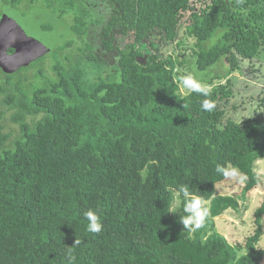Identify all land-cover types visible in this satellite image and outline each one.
I'll use <instances>...</instances> for the list:
<instances>
[{"label": "trees", "instance_id": "16d2710c", "mask_svg": "<svg viewBox=\"0 0 264 264\" xmlns=\"http://www.w3.org/2000/svg\"><path fill=\"white\" fill-rule=\"evenodd\" d=\"M67 1L71 30L86 44L91 15L83 0ZM105 1L101 37L107 52H118V81L89 88L81 70L59 63L54 78L39 69L31 84L21 78L28 66L0 77V264H258L264 203L246 254L208 233L214 218L238 208L233 197L216 195L227 180L217 165L239 170L243 195L260 183L254 164L264 161V116L237 122L224 107L231 75L264 47V0ZM183 26L192 44L179 39ZM118 29L129 40L123 49ZM157 36L179 54L160 57ZM222 62L226 73L213 75ZM185 70L210 86L227 81L207 97L182 94ZM205 99L215 103L210 112ZM258 104L264 112V90ZM180 185L208 204L209 220L195 232L180 221L187 215ZM89 210L100 217L99 233L87 231Z\"/></svg>", "mask_w": 264, "mask_h": 264}, {"label": "rangeland", "instance_id": "374dc122", "mask_svg": "<svg viewBox=\"0 0 264 264\" xmlns=\"http://www.w3.org/2000/svg\"><path fill=\"white\" fill-rule=\"evenodd\" d=\"M20 7L12 10L15 16L21 17L22 15L28 16L35 28V34L32 32L34 40L39 42V50L43 56L38 60L32 62L28 66V71L22 70L21 78L24 79L26 84H31L35 80H39V69L42 76L54 78L55 73L52 66L61 64L67 70L79 69L84 73V78L87 81V86L92 88L94 84L100 80L108 82H116L119 79V72L117 70L118 52L116 49L107 52L103 47V40L101 38V27L107 25L110 9L108 3L103 0L92 1L89 4L91 13L97 19H87L88 30L84 37L88 43L85 44L84 39L77 38V34L71 30L74 19V11H64L63 6L53 5L47 8L44 0H35L34 6L31 8L30 0H19ZM94 2V3H93ZM67 4V3H66ZM1 7V5H0ZM86 7V6H84ZM31 9L33 10L31 12ZM60 15L62 17H60ZM115 45L123 49L129 40L120 35V30H114ZM187 44H192V40L185 34L184 26L179 33V39ZM155 44H158V52L160 57H167L169 55L176 56L179 54V49L176 44H167L162 41L158 36L154 37ZM71 42L69 48L65 46ZM216 43L215 40L209 41L207 47H211ZM149 48V46H147ZM153 53L154 50L150 49ZM186 57L190 55L189 51H184ZM70 58V62H66V57ZM39 60H42L39 62ZM67 66H65V65ZM216 67V66H215ZM214 67V68H215ZM27 69V67H22ZM213 68V69H214ZM21 69V68H20ZM19 69V70H20ZM227 66L224 62L219 64L214 70L213 75H224ZM24 71V72H23ZM183 72V70H179ZM0 70V77L3 74ZM67 72V71H65ZM17 72L13 73L16 74ZM12 75V74H5ZM184 75H190L189 71L185 70ZM192 75V74H191ZM232 82L233 97L225 105L226 119L241 122L256 115L264 116V112L259 108V98L264 90V47L261 49L259 55L252 61H244L239 70L233 72L230 77ZM227 79L223 77L216 78L212 86L207 83L204 84L207 88L213 89L220 85H225ZM182 94L189 91L180 87ZM8 116V114H7ZM6 131H11L16 126L9 121V117L5 121ZM254 171L259 176L260 183L257 188L251 192L243 195V188L245 178L240 175L235 179H227L220 183L216 189V195L230 196L238 202L237 210L229 209L221 216L214 218L213 231L224 238L231 246H241L237 250V255L241 256L247 253L243 247L246 239L252 236L257 228L254 218V212L262 203H264V161H257L254 164ZM177 196L174 200V207L178 206ZM205 207L207 203L203 204ZM208 208V207H207ZM209 220V216L207 218ZM262 236L259 243L256 245L258 249H264V217L261 220ZM210 225H207L206 230H209Z\"/></svg>", "mask_w": 264, "mask_h": 264}, {"label": "clouds", "instance_id": "9594fccd", "mask_svg": "<svg viewBox=\"0 0 264 264\" xmlns=\"http://www.w3.org/2000/svg\"><path fill=\"white\" fill-rule=\"evenodd\" d=\"M179 82L183 88L187 89L190 93H199L205 97L209 95V89L191 74L181 76ZM201 107L204 111L210 112L215 108V103L211 100L205 99L202 102ZM215 170L218 174L227 179H235L241 175L239 170L235 167L217 165ZM177 192L182 198L183 212L187 213V215L182 216L180 219L184 229L195 232L203 228L209 216V209L203 205L202 198L193 195V193L190 192L189 187L185 185H180ZM85 218L88 221V232L99 233L102 231L103 225L99 215L95 211H87L85 213ZM75 244H79V241L76 240Z\"/></svg>", "mask_w": 264, "mask_h": 264}, {"label": "water", "instance_id": "95a60500", "mask_svg": "<svg viewBox=\"0 0 264 264\" xmlns=\"http://www.w3.org/2000/svg\"><path fill=\"white\" fill-rule=\"evenodd\" d=\"M26 21L32 24V20H21L20 17H13L5 14L0 21V52L3 49H13L14 54L10 57V62H7V55L0 53V69L5 74H13L22 67L29 66L32 62L43 56L39 50V42L31 37L33 28L28 27ZM31 21V22H30ZM146 57L138 58L142 64L146 63ZM258 264H264V250L261 260Z\"/></svg>", "mask_w": 264, "mask_h": 264}, {"label": "flooded vegetation", "instance_id": "af4514ba", "mask_svg": "<svg viewBox=\"0 0 264 264\" xmlns=\"http://www.w3.org/2000/svg\"><path fill=\"white\" fill-rule=\"evenodd\" d=\"M45 2H46V4H44L47 8H51L53 5H61V6H64L66 3H68V1L67 0H44ZM80 1V0H79ZM92 1H94V2H96V0H83V6H86L85 8L89 11V13H90V17L92 18V19H97L95 16H93L92 15V13H91V7L89 8V6L87 5V4H89L90 2H92ZM103 1H105V0H103ZM35 2V0H30V2L29 3H31V4H29L30 5V7L32 8L33 6H34V3ZM93 2V3H94ZM106 3H108L107 1H105ZM0 5H1V7H0V21L2 20V17L5 15V14H9L10 16L12 15L13 17H16L13 13H12V10H14L15 11V9L17 8V7H20L22 4H20V1L19 0H0ZM33 9V8H32ZM31 9V12L33 11ZM60 17H62L61 15H60ZM91 18H88L89 20L91 19ZM20 19L21 20H28V16H26V15H22L21 17H20ZM27 22V24H28V27H30V28H33V30L34 31H32L34 34H35V28H34V25H33V23L32 24H30L29 23V21H26ZM31 22V21H30ZM108 23V22H107ZM101 36V35H100ZM32 37V36H31ZM77 38H79L80 39V37H79V35L77 36ZM102 38V37H101ZM2 50H4V51H1L2 53H4V55L6 54L7 55V62L9 63L10 62V59L8 58V57H10V56H12L13 54H14V50L13 49H9V50H6V49H3L2 48ZM0 52V53H1ZM22 69V68H21ZM1 70V69H0ZM2 71V70H1ZM19 71V70H18ZM3 75H5V73L4 72H1ZM2 78V77H1Z\"/></svg>", "mask_w": 264, "mask_h": 264}]
</instances>
